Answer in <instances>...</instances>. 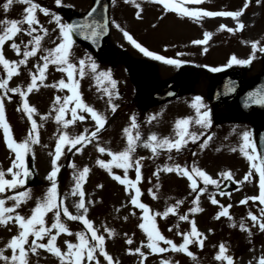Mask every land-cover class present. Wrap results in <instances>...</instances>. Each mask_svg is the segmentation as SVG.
Returning <instances> with one entry per match:
<instances>
[{"label":"rangeland","instance_id":"1","mask_svg":"<svg viewBox=\"0 0 264 264\" xmlns=\"http://www.w3.org/2000/svg\"><path fill=\"white\" fill-rule=\"evenodd\" d=\"M34 2L55 14L63 5L72 6L77 11L86 10L91 1L61 0L60 6L55 4V0H34ZM138 2L141 5L139 19L136 17V9L131 4H125L124 0H111L109 36L114 48L123 49L136 58H144L149 63L151 62L153 73L151 72L150 77L134 73L131 78L123 69V64L117 62L113 55L94 58L83 46L74 42L70 49V60L77 69L80 59H84L85 56L90 57L99 71L111 72V78L116 84L114 89H109V94H105L103 89L106 84H99L87 67L83 77L78 73L75 75L74 78L79 81L77 90L82 101L98 113H102L106 122L100 132L97 133L96 138L84 144L80 152H76L74 148L70 151L67 144L62 145V155L57 161L59 171L56 177V202L59 204L60 200H63V208H66L72 215H85L97 233L105 237L106 252L114 261H119V264H140L139 256L135 253L129 254L128 251L136 247H140L141 251L145 253L144 264H160L162 259H169L173 264H221L220 261L214 259L220 244H224L227 249L225 255L234 256V264H259V260L264 257V232H261L258 226L253 225L252 221L248 219L247 213L252 212L258 218L264 219L260 212L264 205H261L258 200H247L246 204L243 205L239 203L246 197L258 195V176H253L244 181V175L251 172L252 169L249 168L248 161L240 155L239 151L230 150L233 147L238 148V133L244 130L252 132L250 127L253 121L247 118L242 122L222 123L221 125H225L221 132L223 136H217V130H214L211 125L205 131L200 126L190 122L189 131H196L197 133L204 131V135L196 143L189 141L179 152L175 149L157 148V155H153L152 151L145 148L143 144L151 134H155L158 138L174 139L175 121L181 118L195 117V109L191 107L194 100L193 95L200 98V103L203 105L200 111H207L209 120H213V113L217 109L215 107L209 109V101L205 98V74L202 70L198 71L197 69L195 71L193 65L197 67L201 65L205 69L213 67L221 69L228 65L227 61L233 55L239 59L247 58L251 54V41L261 40L264 42V2L259 5L255 2L249 3V7L243 11L237 20H233L231 17H203L199 23L193 19L178 16L174 12H165L162 5L152 3L150 0H138ZM170 3H179V0H170ZM146 5L152 11L146 12L148 9ZM181 6L208 11H236L243 6V0H204L199 5L186 3ZM23 7L24 5L14 4L8 13L0 11V19L22 18ZM36 15L40 26L46 28L48 32V35L41 41V48L54 47L56 43H59V29L55 21L51 19V16L45 17L39 12ZM61 21L65 23L63 19ZM237 21L244 25L239 32L217 30L220 25L234 29ZM113 22L119 25V28L114 27ZM121 29L127 31L137 43L147 50L166 58L180 60V65H166L145 57L124 39ZM205 31L212 34L206 45L200 46L191 43L195 39H202ZM28 39L30 38L23 33L14 37V41L21 45V51H23L22 44L27 43ZM242 41L247 43H242ZM10 43L6 42L0 47V51L9 61L19 60L21 57L11 50ZM204 48H207L206 52L203 51ZM177 53L182 55H177ZM40 55H43V52L38 50L36 57H29L26 64L17 69L18 75L8 80V86L26 88L27 83L30 82L29 71L33 73L36 71L33 65L43 63L39 60ZM252 55V62L259 67L261 52L257 51ZM230 66L237 69L241 68L242 65L232 64ZM184 68L187 72L191 68V71L194 72L193 77L196 79L189 84L188 88H185L184 94L179 96V100H165L160 104H152L148 108L142 105L140 97L151 88L154 79L158 82L176 76ZM252 73H254L253 70L247 71L245 76ZM44 75V84L46 85L56 84L62 79L67 82L66 73L57 71L54 65H49ZM4 76L3 67L0 66V79H3ZM44 84L39 85L38 89H34L25 97V102L36 110L33 114V120L38 126L36 132L38 143L31 145V151L24 156V163L26 164L27 160L31 161L37 179L32 185L25 183L23 187L15 190L6 189L4 193H0V199H5V207H10L13 202L6 200L7 196L15 195L17 191L28 190L29 198L16 210L22 216L31 214L30 210L35 207L38 197L42 198L46 189L50 187V181L46 179L51 170L49 153H54L55 141L58 139L60 131L62 130L68 136L70 133L69 137H71L81 133L89 135L95 129V121L91 119V116L87 112H80L79 110L77 115H83V120H75L67 128H58L61 125L55 120L53 109L57 105H54L53 101L58 96L63 98L70 93L67 89L45 87ZM140 86L145 88L140 89ZM136 94H138V101L135 97ZM3 103L6 122L10 126L11 135L14 140L20 142L29 134L31 128V123L23 112L20 97L18 94L8 93L7 97L3 99ZM110 104L115 107L114 112L109 107ZM72 106L69 104V107ZM46 112L49 113L46 114ZM64 118L65 120L71 119V113L66 112ZM85 122L90 123L87 125ZM133 122L136 124L134 128L132 127ZM125 128L130 129V135L133 137L139 133L135 151L131 155L133 161L140 160L141 179L136 182V189L140 193L138 200L147 207V213L131 204V195L135 194L131 184L128 185L126 191L125 185L113 180L112 176L109 175L110 170L112 175L120 176L123 179L125 176L124 168L116 167L117 161L108 155V151L104 153L97 151V147H103L113 153L122 151L127 144V137L123 132ZM85 129H88V132H84ZM209 136L211 139L208 145L201 150L200 144ZM14 157L15 154L3 143V130L0 129V169L6 170ZM97 160H102L108 164L109 170L99 167L96 163ZM69 164L73 165L75 169H83L85 166L89 169L81 184L85 207L88 208L87 213H83L82 210L78 211L75 207V204L79 202V196L72 195V189L75 185L73 180L74 168L69 167ZM166 164L169 166L178 164L187 170L195 165L212 179H215L219 186L225 180L218 175L221 171H229L234 182H241H235L236 188L233 191L219 193L218 187L205 185L199 177L194 176L196 187L198 189L204 188V192L198 195V207L202 211L193 213L189 209L193 207L192 200L197 198V194L189 187L190 182L187 177L178 176L175 172H157V168L163 169ZM154 172H156L155 176L153 175ZM135 175L133 164L127 170L128 180L135 181ZM5 178L11 179V175L6 174ZM97 185L102 187H97ZM210 196L217 200L216 205L210 202ZM89 200L92 202L87 203ZM178 200L181 201L179 205L176 204ZM169 207L173 208L174 214L167 213L165 215ZM223 207L228 208L229 215L232 217L231 220L225 216L216 218L217 213ZM146 215L151 218V222L155 224L161 235L177 245L183 242V233L191 231L192 225L189 222H193L198 232L203 236L202 247H197L195 243L188 245V250L196 258L195 262L184 253L173 252L171 249L168 252L155 254L144 247L147 244V236L139 224L145 223L146 227L150 226L149 221L144 219ZM181 216H187V219H180ZM52 218L53 213L45 214V227L51 228ZM60 221L65 224L68 232L73 233V235H68L62 232L56 237L55 246L59 247L61 251L66 250L65 241L77 242L74 234L79 231L85 232L89 243H93L83 224L79 221L68 220L67 217L63 216V209L60 212ZM241 222L244 223L248 232L241 230ZM105 228L112 231L111 237L104 231ZM17 231L18 226L15 225L14 220L8 223L7 227L0 226V247H3L11 235L17 234ZM52 231L55 234L56 230L53 229ZM177 232H180L181 235H177ZM129 237L133 241L132 244L125 243ZM30 242L31 237H29L28 243L30 244ZM38 243L46 244L47 237L38 240ZM159 246L166 247L163 241L159 242ZM25 247L27 248V244ZM5 255H11L10 250L6 249ZM98 260L100 264H107L103 257L98 256ZM28 264H59V261L45 249L38 248L35 254H28ZM224 264L227 262L225 261Z\"/></svg>","mask_w":264,"mask_h":264},{"label":"snow or ice","instance_id":"2","mask_svg":"<svg viewBox=\"0 0 264 264\" xmlns=\"http://www.w3.org/2000/svg\"><path fill=\"white\" fill-rule=\"evenodd\" d=\"M150 2L162 5V8L165 12H174L178 16H184L189 19L195 20L197 23L203 17H231L233 20H237L243 13V11L249 7V0H243V6L236 11H208L201 8H189L182 7L183 4H193L199 5L204 2V0H179V3H170V0H150ZM264 0H255L256 4H261ZM125 4H131L136 9V17L140 18L141 15V5L138 0H124ZM14 4L24 5L22 18L20 19H0V47H2L6 42H11L9 47L13 52H15L21 58L19 60L9 61L5 59L2 51H0V66L3 67L5 76L3 79H0V129L3 130V143L5 146L15 154V157L11 160L10 166L6 169H0V193H4L5 190H15L20 187H23L25 184V177H28L31 173L24 163V156L26 153L31 151V145L38 143V138L36 135L37 124L33 120V114L35 113V108L29 106L25 102V97L28 93L32 92L34 89H38L39 85L44 84L45 72L49 65H54L56 70L59 72L66 73L67 82L63 79L58 81L53 85H46L45 87H58L59 89H67L70 95L63 98L56 97L53 101L54 105H57L53 110L55 111V120L62 126V128H67L68 125L72 124L75 120H83V115H77V111L87 112L93 121H95V129L89 135L81 133L76 136L69 137L62 130L59 133L58 139L55 141V151L54 153H49L51 156V170L46 176V179L50 181V187L46 189L42 198L37 199L35 207L30 210V215L22 216L16 210L20 205L25 202L30 193L28 190L17 191L15 195H10L6 197V200L12 201L10 207H5V199H0V226L7 227V224L14 220L15 225L18 226L17 234L11 235L10 238L3 244V247H0V264H28V254H35L37 249H45L48 253H51L59 261V264H100L98 260L99 257H103V260L107 264H119V261H114L113 258L106 252L104 240L105 237L99 235L94 229L92 223L86 219L85 215L78 214L72 215L66 208H63V200H60L59 204L56 202V191L57 183L56 177L59 171L57 164L58 159L62 155V145H69V150L73 148L76 152H80L84 144L90 142L91 139H95L97 133L100 132L101 128L105 125V118L102 113H98L91 106L85 104L81 95L78 92L79 81L75 79V75L78 73L83 77L85 73V68L91 70L94 79L99 84H106L103 91L105 94H109V89H114L116 82L111 78L110 71H99L97 65L91 61L90 57L85 56L84 59L79 60V68L70 60V49L72 48V36L73 31H83L86 29L91 30V36L96 37L102 34L105 31V24L99 23L95 19L91 21V24L87 22V17L85 22L80 24H68L63 23L61 18L54 13H50L47 8L40 6L35 3L34 0H3L0 2V11L3 13H8L10 8ZM57 6L61 5V0H55ZM97 9L93 8L88 12V17H93ZM42 13L45 17L51 16V19L55 21L57 28L59 29V43H56L52 48H41L42 39L48 35L46 28L40 26V22L37 19L36 13ZM26 25V27H24ZM113 26L119 28V25L113 22ZM244 27L242 23L237 21L235 28L227 27L225 25H220L219 30H227L228 32H239ZM99 30V31H98ZM123 37L126 39L134 48H136L140 53L145 57L151 58L155 61H160L166 65L179 66L181 61L173 58H166L162 55H158L152 51L147 50L141 44L137 43L136 40L127 32L122 30ZM23 33L30 39L27 43H23V51H21V45L17 44L14 41V37L18 34ZM211 33L205 31L203 33L202 39H195L191 41L194 45H206L209 39L211 38ZM242 43H247L242 41ZM251 54L246 59H239L235 55L231 56L227 64H237V65H246L251 62L255 52L259 51L264 53V42L261 40H253L250 42ZM38 50L43 52V55L39 56V60L43 61L41 64L33 65L36 69L35 73L29 71L28 76L30 77V82L27 83L26 88L22 89L21 87H9L8 80L18 75L17 69L21 65H25L29 57H36ZM204 52L207 51V48L203 49ZM177 55H182L177 53ZM220 68H209V71L217 72L220 71ZM39 82V83H38ZM8 93L18 94L22 102V108L25 115H27L28 121L31 123V128L29 129V134L25 136L20 142H17L13 139L10 126L6 122L5 118V107L3 99L7 97ZM248 98L254 104H264V91L250 92L248 93ZM69 104H72V107H69ZM111 110L114 112L116 109L111 104L109 105ZM191 107L195 109V117H186L177 119L174 124L175 138L169 139L168 137L158 138L155 134L148 136L147 140L144 142L143 146L149 148L153 155H157V148H167L168 150L175 149L180 151L183 146L187 145L189 141L196 143L201 136L204 135V131L197 133L196 131H189L190 122L195 125L200 126V128L205 131L210 126L209 113L207 111L201 112L200 108L203 105L200 103V98L195 97ZM19 110V109H18ZM66 112L71 113V119L65 120L64 115ZM44 119V117H41ZM132 127H136L135 122H133ZM84 132H88V129H85ZM124 135L127 137V144L124 149L118 153H113L110 150H106L103 147H97V151L104 153L108 151V155L112 156L114 160L117 161L116 167H122L125 171V176L121 179L120 176L112 175L109 170V165L105 164L102 160H97L96 163L99 167L109 170V175L112 176V179L119 182L122 185H125V190L127 191L128 185L131 184L132 189L135 191L134 195H131V204L137 208L142 209L145 213L148 212L147 207L140 203L138 196L140 195L139 190L136 189V182L140 181V160H132V153L135 151L136 141L139 139V133L135 137L130 135V129H123ZM239 136V145L233 147L230 150L233 152L239 151L249 163V168L252 169L251 172H248L244 175L243 180L247 181L253 176H258V195L252 197H246L239 201L241 205L246 204L247 200H258L261 205H264V157L257 155L256 145L253 143L251 138V133L247 130H244L238 133ZM211 136L205 139L200 144V149L203 150L209 143ZM219 151V149H217ZM142 159V158H140ZM135 170V181H129L127 177V170L130 166H133ZM69 167L74 168L73 180L75 185L72 189V195L79 196V202L75 204V207L79 210H82L83 213L88 212V208L85 207L84 193L81 190V184L85 180L86 174L89 172L87 166L83 169H75L71 164ZM175 172L176 175H183L189 180V187L197 194V198L192 200L193 207L189 211L195 213L202 211L198 207V195L199 193L204 192V188H197L195 177H199L205 185H213L219 187L217 181L212 179L207 175L203 170L199 169L195 165L192 166L190 170H187L181 167L178 164L172 166L165 165L163 169L157 168V172ZM6 174L11 175V179H6ZM156 175V172L153 173ZM219 176L231 180L232 175L229 171H221L218 173ZM240 183L241 181H235ZM97 187H102L97 185ZM158 187V185H157ZM151 194V190H150ZM210 202L213 205H216L218 202L216 199L209 197ZM92 201H87L91 203ZM181 201H176V204L179 205ZM230 207V205H229ZM63 209V216L67 217L71 221H79L83 224L84 229L87 230V233L91 236V241L89 243L85 232L79 231L76 232L75 239L76 243H71L65 241L66 250L61 251V249L55 246L56 237L60 233H67L68 235H73V233L68 232L67 227L64 223L60 221V212ZM262 216H264V208L260 209ZM46 213H53L51 228L45 227L44 216ZM167 213H173L174 210L172 207L167 209ZM221 216L227 217L229 220L232 217L229 215L228 208L223 207L221 211L217 213L216 218L218 219ZM248 219H250L254 226H258L261 232H264V219L258 218L256 215H253L252 212L247 213ZM126 219V218H125ZM145 220L149 221V227L145 226V223H140L139 227L144 230L147 236V244L144 245L151 253L159 254L168 252L169 249L173 252H180L187 255L194 262L196 260L194 254L188 250V245L195 243L197 247L203 246V236L198 232L193 222H189L191 226L190 232L183 233V242L179 245L174 244L172 240L166 239L160 232L157 230L154 223L151 222V218L147 215L144 217ZM180 219L186 220L187 216H181ZM234 226V225H230ZM240 228L242 231L248 232V229L245 227L244 223L241 222ZM53 229H55V234H53ZM171 230V229H170ZM105 232L108 233V236L113 235L112 231L105 228ZM181 235L180 232L176 233ZM251 235V233H249ZM29 237H31L30 244L28 243ZM47 237V243H38V240H43ZM163 241L166 247H160L159 242ZM132 239L129 237L125 243L132 244ZM27 244V248L25 245ZM10 250L11 255H5V250ZM129 254H137L140 258V264H144L146 259L145 253L141 251L140 247L135 249L128 250ZM227 249L224 244L219 245V250L214 256L216 261H220L221 264H224L226 261L227 264H233L232 257L225 255ZM160 264H173L169 259H162ZM259 264H264V257L259 260Z\"/></svg>","mask_w":264,"mask_h":264},{"label":"water","instance_id":"3","mask_svg":"<svg viewBox=\"0 0 264 264\" xmlns=\"http://www.w3.org/2000/svg\"><path fill=\"white\" fill-rule=\"evenodd\" d=\"M108 2L109 0H96L94 8L97 9L96 11L98 13L97 18L94 16L88 17L87 16L88 13L84 15H80V16H76V15L73 16V14L70 13L71 12L70 10L68 9L63 10V13L69 18V24L83 23L85 22L86 17H87V22L89 24H91V21L93 19H95L99 23L105 24V31L96 37L91 36L90 28L83 30V31H73L72 32L74 39L79 40L85 45H87L89 49H91V51L95 52L97 55H99L101 51L106 48V42H107V36H108V30H109L108 25H107ZM225 75L232 77V80L236 79L235 75L233 76L230 73L223 74L219 77H213L210 80V87L208 90L209 98H212V97L214 98L216 94H219V90H222V88L230 82V80H228L222 83V80ZM174 83L175 82H171V81L164 82L159 87H157L156 90H154V93H159L163 90L164 92H166V94L160 96L161 98L172 96L177 93V88L174 87ZM239 89H240V92L238 94L233 93V95L225 96L224 98L221 99V101L225 103L231 101L229 103V107L232 110H237L239 112L251 111L254 113V115H259L260 113L264 112V104H254L248 98V93L250 92L264 91V74L261 77L254 79L252 81L241 82L239 84ZM257 134H259L257 136L258 142L260 141L258 143V147H259L261 156L264 157V130L263 129L257 130ZM28 170L30 171L31 174L27 177V181L32 182L34 179L33 173L30 170V168Z\"/></svg>","mask_w":264,"mask_h":264},{"label":"bare ground","instance_id":"4","mask_svg":"<svg viewBox=\"0 0 264 264\" xmlns=\"http://www.w3.org/2000/svg\"><path fill=\"white\" fill-rule=\"evenodd\" d=\"M85 123H86L87 125H89L90 122H85ZM68 134H69V136H70V133H68ZM39 198H40V197H38V199H39Z\"/></svg>","mask_w":264,"mask_h":264}]
</instances>
